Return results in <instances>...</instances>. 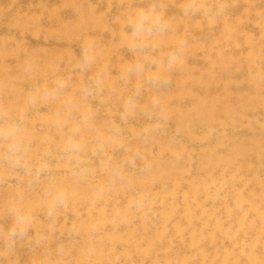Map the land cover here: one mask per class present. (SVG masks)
Returning a JSON list of instances; mask_svg holds the SVG:
<instances>
[{"label": "rangeland", "instance_id": "374dc122", "mask_svg": "<svg viewBox=\"0 0 264 264\" xmlns=\"http://www.w3.org/2000/svg\"><path fill=\"white\" fill-rule=\"evenodd\" d=\"M0 264H264V0H0Z\"/></svg>", "mask_w": 264, "mask_h": 264}]
</instances>
